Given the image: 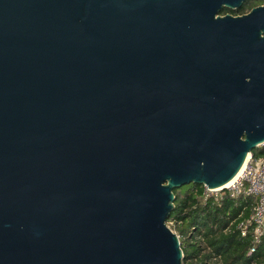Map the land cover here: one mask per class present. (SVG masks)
I'll use <instances>...</instances> for the list:
<instances>
[{"label": "water", "instance_id": "water-1", "mask_svg": "<svg viewBox=\"0 0 264 264\" xmlns=\"http://www.w3.org/2000/svg\"><path fill=\"white\" fill-rule=\"evenodd\" d=\"M0 0V264H182L173 190L264 145V4Z\"/></svg>", "mask_w": 264, "mask_h": 264}, {"label": "trees", "instance_id": "trees-1", "mask_svg": "<svg viewBox=\"0 0 264 264\" xmlns=\"http://www.w3.org/2000/svg\"><path fill=\"white\" fill-rule=\"evenodd\" d=\"M262 4L264 0H246L240 9H222L220 15H244ZM252 156L264 159V145L255 148ZM203 192V186L197 184L173 190V210L167 223L173 224L179 238L182 264H264V237L255 244L252 224L245 236L238 229L239 223L252 216L257 199L225 195L216 201Z\"/></svg>", "mask_w": 264, "mask_h": 264}, {"label": "built area", "instance_id": "built-area-1", "mask_svg": "<svg viewBox=\"0 0 264 264\" xmlns=\"http://www.w3.org/2000/svg\"><path fill=\"white\" fill-rule=\"evenodd\" d=\"M203 188L204 196L213 198L216 201L221 200L225 195L234 199L239 197L256 198L257 204L252 216L249 220L239 223L238 229L241 235L245 236L247 226L252 224L254 226L253 240L255 244L264 237V159H254L251 153L245 168L228 188L217 191H208L206 187ZM169 225H172V223H167L168 227Z\"/></svg>", "mask_w": 264, "mask_h": 264}, {"label": "rangeland", "instance_id": "rangeland-1", "mask_svg": "<svg viewBox=\"0 0 264 264\" xmlns=\"http://www.w3.org/2000/svg\"><path fill=\"white\" fill-rule=\"evenodd\" d=\"M248 12H250V11H248ZM246 14H247V13H246ZM222 16H223V15H222ZM169 228H170L171 230H173L174 233H176V232L174 231V229H172V228H174V227H173V224H172V225H169Z\"/></svg>", "mask_w": 264, "mask_h": 264}, {"label": "bare ground", "instance_id": "bare-ground-1", "mask_svg": "<svg viewBox=\"0 0 264 264\" xmlns=\"http://www.w3.org/2000/svg\"><path fill=\"white\" fill-rule=\"evenodd\" d=\"M244 168H245V166H244ZM244 168H243V169H244ZM242 171H243V170H242ZM242 171H241V172H242ZM240 174H241V173H240ZM240 174H239V175H240Z\"/></svg>", "mask_w": 264, "mask_h": 264}]
</instances>
